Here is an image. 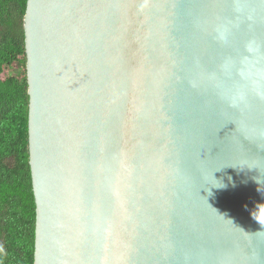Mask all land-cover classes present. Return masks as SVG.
<instances>
[{"label":"water","instance_id":"water-1","mask_svg":"<svg viewBox=\"0 0 264 264\" xmlns=\"http://www.w3.org/2000/svg\"><path fill=\"white\" fill-rule=\"evenodd\" d=\"M34 264H264V0H28Z\"/></svg>","mask_w":264,"mask_h":264},{"label":"trees","instance_id":"trees-1","mask_svg":"<svg viewBox=\"0 0 264 264\" xmlns=\"http://www.w3.org/2000/svg\"><path fill=\"white\" fill-rule=\"evenodd\" d=\"M27 1L0 0V264H34L36 209L23 28ZM16 64L24 68L22 76L10 73Z\"/></svg>","mask_w":264,"mask_h":264},{"label":"rangeland","instance_id":"rangeland-1","mask_svg":"<svg viewBox=\"0 0 264 264\" xmlns=\"http://www.w3.org/2000/svg\"><path fill=\"white\" fill-rule=\"evenodd\" d=\"M11 69L12 70L10 73H12L14 76H22L23 75L24 68L21 67L20 65L16 64V65L12 66ZM5 75H7V74L5 73Z\"/></svg>","mask_w":264,"mask_h":264}]
</instances>
